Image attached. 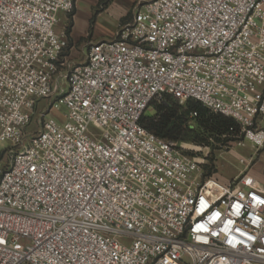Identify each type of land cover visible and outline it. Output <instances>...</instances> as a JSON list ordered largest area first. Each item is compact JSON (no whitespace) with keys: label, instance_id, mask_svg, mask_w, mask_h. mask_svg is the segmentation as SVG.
<instances>
[{"label":"built area","instance_id":"2783aa9c","mask_svg":"<svg viewBox=\"0 0 264 264\" xmlns=\"http://www.w3.org/2000/svg\"><path fill=\"white\" fill-rule=\"evenodd\" d=\"M76 1L0 0V264H264V183L140 125L197 101L263 147L264 0L136 2L71 64Z\"/></svg>","mask_w":264,"mask_h":264},{"label":"rangeland","instance_id":"374dc122","mask_svg":"<svg viewBox=\"0 0 264 264\" xmlns=\"http://www.w3.org/2000/svg\"><path fill=\"white\" fill-rule=\"evenodd\" d=\"M95 8V7H94ZM90 10L92 15L95 17L94 26L99 32H108L113 29L114 23L109 12H102L97 14L96 9ZM89 10L88 7L82 6L79 10L77 30L82 28L83 15ZM130 14V12H128ZM129 14L126 19L129 17ZM67 23V21H66ZM120 22L119 24H121ZM65 25L64 19L60 24L57 25V29ZM105 40V39H104ZM93 42H97L93 40ZM86 43V42H85ZM87 49L86 45H78L77 48L70 55V63L77 64L84 60L85 52ZM70 54V53H69ZM43 101L40 102L39 107L35 110L36 123H38L39 115L43 112ZM183 107V105H181ZM155 110L153 106L146 110L144 116H153ZM261 128L264 129V118L260 122ZM34 128V124L31 126ZM92 129V127H90ZM94 130V129H93ZM237 133L227 135V138L223 143L216 142L215 137H211L208 143L201 144L192 141H176L177 145L184 147V152L187 154H195L200 160L205 162V174L215 172V178L222 180H232L236 176L247 171L251 176L261 183H264V145L259 149H255L249 142L240 140L237 138ZM223 139V138H221ZM4 145L8 146L7 143ZM242 158L245 161H249L250 165L246 168L244 164L239 162ZM217 193L214 194V197Z\"/></svg>","mask_w":264,"mask_h":264},{"label":"trees","instance_id":"16d2710c","mask_svg":"<svg viewBox=\"0 0 264 264\" xmlns=\"http://www.w3.org/2000/svg\"><path fill=\"white\" fill-rule=\"evenodd\" d=\"M68 15L71 19L73 11ZM125 20L126 18L121 22ZM68 31L69 26L66 33ZM153 108L154 115H143L140 125L160 139L205 144L211 137H215L216 142L223 143L227 141L225 139L228 134L238 132L237 137L239 136V127L233 120L210 113L197 101H187L182 107L176 100L166 97L155 102ZM193 113L196 114L195 117L191 116Z\"/></svg>","mask_w":264,"mask_h":264},{"label":"crops","instance_id":"0c3cea01","mask_svg":"<svg viewBox=\"0 0 264 264\" xmlns=\"http://www.w3.org/2000/svg\"><path fill=\"white\" fill-rule=\"evenodd\" d=\"M144 1L148 0H77L71 19H69L68 14L60 12L58 14V24H60L61 21L64 19L65 25L59 28L58 30L66 31L69 26L67 37L70 47V55L77 48L78 45L87 44L88 47L90 43H95L93 42V40L100 42L104 39H108L114 36L119 23L128 16L126 14H129L128 12H130L133 4H135L136 2ZM82 6L88 7L89 10L83 15L84 24H82V28L77 30L78 19H81L79 16V10ZM93 8L96 9L95 12L97 14H101L102 12H109L114 23L113 29L111 31L99 32L96 30V27L94 26L95 22H93L95 21V17L90 11ZM222 182H226V180H222Z\"/></svg>","mask_w":264,"mask_h":264}]
</instances>
